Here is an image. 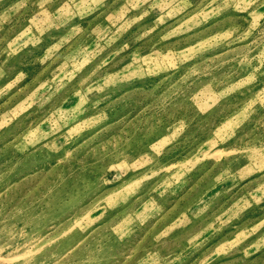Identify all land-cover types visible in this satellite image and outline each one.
Listing matches in <instances>:
<instances>
[{"label": "rangeland", "instance_id": "1", "mask_svg": "<svg viewBox=\"0 0 264 264\" xmlns=\"http://www.w3.org/2000/svg\"><path fill=\"white\" fill-rule=\"evenodd\" d=\"M0 264H264V0H0Z\"/></svg>", "mask_w": 264, "mask_h": 264}]
</instances>
